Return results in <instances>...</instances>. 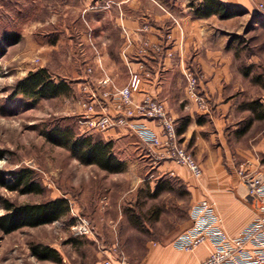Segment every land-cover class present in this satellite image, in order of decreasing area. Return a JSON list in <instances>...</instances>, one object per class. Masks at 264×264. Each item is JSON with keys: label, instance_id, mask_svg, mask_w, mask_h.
Instances as JSON below:
<instances>
[{"label": "rangeland", "instance_id": "obj_1", "mask_svg": "<svg viewBox=\"0 0 264 264\" xmlns=\"http://www.w3.org/2000/svg\"><path fill=\"white\" fill-rule=\"evenodd\" d=\"M48 1L49 4H44L32 0V6L19 0L0 2V44L7 33L21 36L19 43L9 45L1 60L0 151L4 156H0V170L6 172L8 181L12 182L13 172L30 168L46 190L41 196L21 195L0 187V196L14 204L66 197L72 209L61 225L27 228L11 235L0 232V264H56L39 261L31 247L55 246L63 240L86 243L82 239L92 235L107 241L112 259L119 264L125 259L136 261L144 255L146 243H166L191 225L188 212L197 204L198 196L192 189L188 190L185 183L199 187L204 175L197 179L186 166L173 161H167L168 169H160L167 162L158 160L128 129H114L124 130V133L121 139L112 141L114 154L126 164L122 173L109 174L99 167L83 165L70 151L46 140V132L54 127L71 126L80 136L92 135L96 140L107 142L101 130L82 124V115L85 113L83 103L91 92L102 88L95 80L96 72L106 75L110 67L101 58L103 50L94 49L97 43L91 39V33H76V29L85 30L87 25L84 21L77 25L79 7L85 5L86 9L89 4L73 0ZM246 19L228 31H231L229 46L241 68L251 74L250 79L242 82L239 90L230 92V103L224 112L220 113L208 101V114L212 111L216 119L211 126L216 156L224 170L237 177L243 168L264 171V120H256L255 113L248 108L252 103L259 109L264 108V25ZM89 62L92 64L87 67ZM43 68L56 82L68 83L71 94L40 99L36 103L22 95L14 98L16 84L29 72ZM88 69L93 74L88 73ZM119 76L118 80L123 82L122 69ZM255 76H261L259 82L252 81ZM187 98L190 99L188 95ZM171 167L189 171L192 179L170 170ZM162 187L166 190L154 197L157 188ZM202 189L200 185V191ZM4 212L0 205V215ZM131 217L138 219L140 229L131 224ZM85 221L89 233L78 235L76 228ZM94 252L92 246L84 251L87 256H93Z\"/></svg>", "mask_w": 264, "mask_h": 264}, {"label": "crops", "instance_id": "obj_2", "mask_svg": "<svg viewBox=\"0 0 264 264\" xmlns=\"http://www.w3.org/2000/svg\"><path fill=\"white\" fill-rule=\"evenodd\" d=\"M19 1L25 5L33 4L32 0ZM73 1L89 4L86 9L83 7L85 5L79 7L75 18L77 25L83 21L87 25L85 30L76 29V33H91V39L97 43L94 49L103 50L101 58L110 66L106 75L99 74L94 69L95 80L101 83V91L111 95L125 88L130 79L129 70L148 77L142 85L143 91L135 96V100L140 102L143 95L148 94L164 103L176 122L180 143L192 153L204 171L199 187L188 182L185 186L188 190L192 189L194 195L197 194L196 203L202 199L215 202L223 228L230 236L239 234L255 218L247 188L235 173L230 174L224 170L221 160L216 156L211 127L216 121L214 113H201L196 103L187 98L185 75L198 76L200 89L209 105L216 106L220 113L224 112L230 103V92L239 90L243 87L242 82L250 79L229 46L231 31L228 30H232V26L246 18L253 23L264 20V13L258 10V5L264 0H219L245 12L239 17L225 20L217 15L210 18L198 17L194 11L202 0ZM40 2L49 4L50 1ZM1 63L3 66V62ZM91 64L89 62L87 67ZM119 69L124 72L123 82L118 80ZM103 107L109 114L114 113L113 101H107ZM141 122L161 132L156 122ZM122 132L124 130L112 129L103 132V136L107 142H112L121 139ZM168 163L159 168L168 169ZM176 172L192 179L187 170ZM229 179L235 180L231 182ZM200 185L203 188L201 191ZM56 224L61 225L62 222ZM179 235L166 243L148 242L141 258L135 259L136 261L125 259L121 264H200L209 257L210 244L191 252L175 248L171 243ZM82 241L86 243L63 240L55 246H49L59 250L61 260L58 264H99L104 258L114 261L106 246L107 241L101 236H87ZM89 246L95 248L93 256L84 253ZM114 263L119 264L117 261Z\"/></svg>", "mask_w": 264, "mask_h": 264}, {"label": "built area", "instance_id": "obj_3", "mask_svg": "<svg viewBox=\"0 0 264 264\" xmlns=\"http://www.w3.org/2000/svg\"><path fill=\"white\" fill-rule=\"evenodd\" d=\"M258 10L264 13V1L258 5ZM129 71L130 79L118 93L110 96L108 92H91L83 103L85 113L82 115V124L102 132L128 129L138 136L158 160L186 166L195 178L200 179L204 171L192 153L180 143L176 122L164 103L148 94L143 95L140 102L135 100V96L143 91L142 85L148 77ZM88 73L93 74L91 69H88ZM185 78L188 84L187 95L203 114H208V99L200 90L199 79L193 74H186ZM107 100L113 101L114 113L109 114L103 107ZM141 120L156 122L161 132L151 129ZM238 177L247 188V196L255 213V218L243 231L230 236L223 228L216 203L201 200L191 207V225L171 243L185 252L210 244V255L200 264H264V171L252 172L243 168ZM76 230L78 235L88 234L87 222H82ZM99 264L115 263L105 258Z\"/></svg>", "mask_w": 264, "mask_h": 264}, {"label": "trees", "instance_id": "obj_4", "mask_svg": "<svg viewBox=\"0 0 264 264\" xmlns=\"http://www.w3.org/2000/svg\"><path fill=\"white\" fill-rule=\"evenodd\" d=\"M195 14L201 18H210L217 15L222 20L231 19L243 15V10H236L226 3L219 0H202L195 8ZM264 25V20L257 22ZM21 36L16 33H7L2 44H0V70L1 60L8 52L9 45L19 43ZM29 75L19 81L13 92V97L22 95L33 100L34 103L40 99H53L58 97H67L71 94L72 88L64 81L56 82L47 69H39L36 72H29ZM250 77L251 74L246 72ZM261 76H255L252 81L259 82ZM249 110L255 113V119L264 120V108L259 109L255 103L249 104ZM46 140L53 146L62 147L71 152L77 160L83 165L96 166L101 170L113 174L122 173L126 170V164L114 154V143L105 142L102 139H94L92 135L80 136L74 128L68 126L62 128L59 126L49 130L45 134ZM0 156L4 153L0 151ZM12 182L8 181L6 172L0 170V187L9 192H17L21 195H39L46 193V190L40 182L37 174L30 168L22 169L12 173ZM168 189V188H167ZM165 188H157L154 197H157ZM0 205L5 212L0 215V232L5 235H11L22 229L41 228L46 225H53L69 217L71 213V204L66 197H56L41 203L14 204L0 196ZM131 224L140 229L138 219L131 217ZM76 243L78 241L75 240ZM83 244L79 242L78 244ZM33 255L41 262L51 261L58 264L61 255L58 249L48 245H33Z\"/></svg>", "mask_w": 264, "mask_h": 264}]
</instances>
